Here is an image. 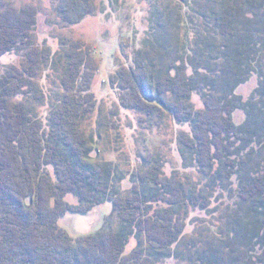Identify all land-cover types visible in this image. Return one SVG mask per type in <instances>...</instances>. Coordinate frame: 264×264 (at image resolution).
<instances>
[{
  "label": "trees",
  "instance_id": "16d2710c",
  "mask_svg": "<svg viewBox=\"0 0 264 264\" xmlns=\"http://www.w3.org/2000/svg\"><path fill=\"white\" fill-rule=\"evenodd\" d=\"M151 3L146 47L111 82L124 108L145 120L168 111L191 131L178 140L184 173L167 174L156 158L131 176L126 197V174L90 162L95 137L83 124L97 106L91 52L34 47L36 9L0 11V57L28 47L24 66L0 77V264H264V0ZM91 12L75 8L69 21ZM50 74L62 92L41 89ZM253 76L258 85L245 100L237 90ZM237 110L246 115L241 125ZM108 201L113 215L94 235L74 240L59 226L68 213Z\"/></svg>",
  "mask_w": 264,
  "mask_h": 264
},
{
  "label": "rangeland",
  "instance_id": "374dc122",
  "mask_svg": "<svg viewBox=\"0 0 264 264\" xmlns=\"http://www.w3.org/2000/svg\"><path fill=\"white\" fill-rule=\"evenodd\" d=\"M151 2L152 0H0V11L11 5L16 9L28 6L36 9L37 23L32 33L34 47L50 49L53 54L63 55L69 46L76 44L91 52L95 63L91 92L97 106L83 124L85 132L95 137V150L90 162H110L119 172L126 174L127 180L122 193L125 197L132 187L131 176L151 167L156 158L165 161L164 169L167 174L175 171L184 173L178 140L183 132L191 131L188 124L178 123L168 111L163 110L154 119L145 120L139 112L124 108L121 104L122 93L111 82L119 70L134 66L136 53L146 47L150 38ZM70 5L69 18L76 14L75 8L83 11L90 9L92 12L85 14L77 23H72L61 12L62 8ZM189 11V7L184 5V12ZM27 50L28 47L24 51L14 50L0 57V77L12 67L22 68ZM40 84L41 89L47 93L62 92L58 74L45 75ZM257 85L258 77L253 76L248 83L238 88L237 93L247 100ZM28 99L29 105L34 106L37 112H44V108L33 97ZM193 101L198 109L204 108L200 96H194ZM245 119L246 115L242 110L233 114L236 125L243 124ZM188 173L196 174L194 170ZM67 199L71 204H78V199L73 195H69ZM113 212L114 204L108 201L89 214L68 213L59 220V226L77 240L100 231ZM196 214L204 217L205 213ZM116 216L114 214L112 217L113 223ZM135 246L136 243L132 241L127 251L131 252ZM160 264L189 263L172 258Z\"/></svg>",
  "mask_w": 264,
  "mask_h": 264
}]
</instances>
